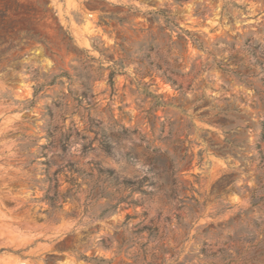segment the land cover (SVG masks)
Instances as JSON below:
<instances>
[{"label":"rangeland","instance_id":"rangeland-1","mask_svg":"<svg viewBox=\"0 0 264 264\" xmlns=\"http://www.w3.org/2000/svg\"><path fill=\"white\" fill-rule=\"evenodd\" d=\"M17 1L0 264H264V0Z\"/></svg>","mask_w":264,"mask_h":264},{"label":"trees","instance_id":"trees-1","mask_svg":"<svg viewBox=\"0 0 264 264\" xmlns=\"http://www.w3.org/2000/svg\"><path fill=\"white\" fill-rule=\"evenodd\" d=\"M23 8L17 0H0V56L7 53L8 51L17 48L20 46L21 42L27 43L28 40H38L36 39V34H32L31 31H26V33L19 37L20 43H10L8 45V37L11 20L13 19L12 14L20 13ZM28 12L30 11L29 7H24ZM19 33L16 31L15 34ZM13 40V39H12ZM1 48V46H3ZM112 172V171H111Z\"/></svg>","mask_w":264,"mask_h":264}]
</instances>
